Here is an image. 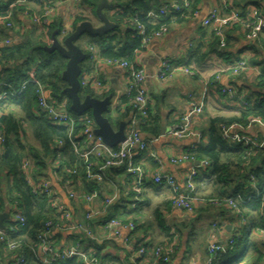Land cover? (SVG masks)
<instances>
[{
    "label": "crops",
    "instance_id": "0c3cea01",
    "mask_svg": "<svg viewBox=\"0 0 264 264\" xmlns=\"http://www.w3.org/2000/svg\"><path fill=\"white\" fill-rule=\"evenodd\" d=\"M54 1L53 21H60L62 28L67 29L69 34L77 24L83 21H88L95 27L100 25L95 16L96 6L87 4L85 0H80L79 4H73L71 0ZM132 1L108 0V3L113 5V9L105 10L104 13L109 18L114 14V10H122ZM171 1L156 0L159 7ZM8 3L9 0H0V7L8 8ZM193 3V10L190 6L188 8L181 6L180 12L185 10L186 16H182L184 18L180 21L175 20L177 14L170 15L168 24L164 26L163 37L149 42L133 60V65L141 68L147 76L144 84L150 106V115L147 120L151 118V125L157 128L156 131L159 133V138L151 145L150 151L155 155L157 162L149 160L145 153L132 150V158L140 166L141 173L136 177L126 172L123 175L112 174L107 177L109 183L106 182L107 185L99 190L100 199L92 207L95 216L89 224L95 241L90 244L79 230L64 228L51 232L50 240L54 247L62 249L78 243L81 250L91 256L99 251L104 264H151L153 260L148 253L142 256L136 251L144 246L153 247L165 242L166 229H168V234H173V243L176 245V253L170 264H193L202 263L205 260L210 243H226L232 233L239 228L240 218L236 212L226 206L213 207L205 201L211 199L210 196L218 194V190L212 187V168L206 160L185 161L178 164L170 162L172 157L191 154L202 145H207V137L202 134V142L198 144L197 149L192 150L191 146L195 144L194 139L171 138L167 132L172 126L178 124L191 100L200 101L205 83L208 87V97L205 100L203 113L193 121L192 128L195 131H199L203 126L207 127L206 118H238L243 113L245 101L256 98V95L261 92L257 82L261 72L260 67L249 66L250 70L238 76L224 72L219 76V80L216 76L240 59H245L247 63L254 58L264 61V41L246 40L243 24L237 23L225 27L226 46L220 47L212 27H203L202 22L214 8H218L219 16L222 18L235 12L245 19L264 21V0L260 2L225 0L224 3L219 0H193ZM14 6H9L8 9L14 29H8L0 18V50L7 52L13 48L26 50L31 46L43 48L50 46L52 35H49L48 30L34 25L29 18L31 15L41 14V5L36 1H30L23 6ZM194 12H197V15H194ZM77 18L81 21L76 22ZM158 21L162 20L151 22ZM89 38L84 35L77 42L83 51L89 48ZM262 38L264 39L263 36ZM5 41L10 43L6 44ZM58 41L63 42L60 38ZM100 52L96 49V57L87 58L83 63L81 77L85 75L97 79L102 86L99 89L90 86L82 90L90 92L95 98L101 100L110 99V108L106 114L116 124L117 111L119 109L124 111L127 107L121 101L126 96L129 78L125 70L106 65L100 57ZM167 62L173 72H168L167 78L160 79L159 74L163 64ZM183 70H188L192 74H187ZM221 87L233 88L238 94L237 97L230 100L220 93ZM251 121L253 122L246 126L238 124L231 126L230 133L248 131L249 136L264 142V123L260 120ZM113 127H115L114 124ZM139 130L145 140L155 137L143 132L140 128ZM162 132L163 135H161ZM230 144L233 143L230 142ZM258 151H264V146ZM3 152V142L0 141V156ZM255 153L254 151L252 157L257 156ZM204 162L207 165H203ZM195 169H197V175L193 180V194L199 201L195 204L193 212L173 208L170 205L169 189L152 183L154 174H169L182 190H186L187 177ZM47 177L49 186L57 193L61 204L72 214L73 220L85 223V215L89 212V208L82 202L69 200L50 171H47ZM139 178L144 183L137 192L134 189V183ZM114 193L118 195L116 202L110 206L105 205L104 198ZM5 215L8 217L3 221V226L5 222L12 221L9 213ZM112 218L133 222L136 230H123L119 236H114L105 226L106 222ZM257 223L256 219L249 222L244 231L247 234L246 238L242 232V238L247 242L246 247L243 249L241 247L236 255L224 260V264H264V236L255 232ZM18 256L19 252L0 245V264H12Z\"/></svg>",
    "mask_w": 264,
    "mask_h": 264
},
{
    "label": "trees",
    "instance_id": "16d2710c",
    "mask_svg": "<svg viewBox=\"0 0 264 264\" xmlns=\"http://www.w3.org/2000/svg\"><path fill=\"white\" fill-rule=\"evenodd\" d=\"M17 1L9 0L8 8L7 6L4 8L0 7V18L8 16L10 5L14 4V7L23 6L30 2L29 0L25 4L16 5ZM85 1L93 7L99 2V0L94 2ZM188 1L189 6L192 8L191 10H193V0ZM256 1L260 2L263 0ZM36 2L41 5L40 1L36 0ZM164 5L166 4L159 7L156 0H133L129 6L122 10H114V14L108 19L119 27H123L124 30L120 31L117 29L107 36L90 37L89 47H94L99 52L101 51L100 57L103 60H125L133 64L137 53L142 51L143 48L141 37L137 36V31L131 25V19L135 16L144 18L149 11L157 12ZM182 16H186L185 10L178 13L175 16V20L177 22L180 21V19L184 18ZM168 19L166 18L157 23L143 21L146 34L166 26L169 22ZM77 20L81 21L80 18H77L76 22ZM62 29L60 21H53L49 25L48 33L53 35L54 32H57L56 39L58 40ZM262 36L264 37V31L260 36L259 42L264 41ZM27 49L14 50L13 48V50L10 49L7 52L0 50V95L7 94L0 102V135H2L4 140V152L0 156V214H11L12 211H17L23 215L24 225L22 227L19 226L15 233L10 232L16 226L12 221L5 222L3 232L11 235V240H15L21 245L26 257L24 264H42L34 256V252L38 247V235L45 231V226L48 222L53 225H61V223L66 221L61 214L51 208L47 199L35 197L31 194L21 170L23 161H31V176L35 181L47 179V171H50L59 178L69 180L77 190L79 188L77 185L81 184L82 190H85V192L102 189L104 185L109 183V180H107L108 176L112 174L123 175L125 169L121 166L106 170L104 173L105 180L102 183L86 179L85 164L82 161H75L76 157L71 151L70 140L74 139L77 133L83 130L85 120L92 119V115L90 112L80 115L73 114L68 109L70 114L76 119V125L72 133L67 127L56 126L52 123L49 116L38 107L37 91L38 87L41 86L49 93V101L55 103L67 101L69 108V100L64 93L67 85L61 79L66 61L57 53H48L42 46H31ZM84 52L89 58L88 49ZM255 59L251 60L250 63L246 61V63L250 67L261 68L257 82L262 93L260 92L254 99L249 98L245 101L243 113L238 118H206L205 124L207 127L203 126L199 131L207 137L208 143L190 154L194 160L200 162L206 160L212 168V187L218 190V194L210 196L211 198H237L241 196L243 199L242 203L237 204V209L240 212L238 217L243 218L245 221L243 225H239L240 237L236 240L234 249L225 254L216 264H224V260L226 261L231 256L236 255L241 250V247L242 249L246 247L247 242L243 240L242 232L246 231L245 229L249 222L256 219L258 221L256 228L264 230V200L258 197L246 201L248 196L254 192L248 182L249 175L255 177L259 192L262 193L264 191V151H256V157L247 158L245 155L247 150L240 143L230 144L223 137L224 129L230 128L235 124L246 126L251 124V120H260L264 123V61L257 59L256 61ZM23 84H25L24 90L18 93ZM10 90L16 94H8ZM87 95L95 98L90 92L81 90V98ZM130 100L131 97L127 95L122 98L121 102L126 104L127 107H125L124 111L120 109L117 111L118 119L116 124L105 113L104 116L112 125H115L114 128H116L119 121L130 117L132 110ZM149 115L150 110L147 117L142 120L140 129L156 138L159 133L156 131L157 128L151 125V118L148 119V122L147 118ZM90 161L96 163L97 166L103 164V158L91 157ZM67 168L76 169L77 173L75 175L67 174L65 171ZM97 170V167L92 169L94 173ZM166 232L167 239L160 244H171L174 242L173 234L169 235L168 229H166ZM82 236L84 235L82 234ZM87 240L92 244L93 241L88 238ZM146 247L144 246L143 248ZM88 256L91 255L88 254ZM91 257L104 264L99 251ZM53 264L85 263L81 259L74 257L70 260L57 261Z\"/></svg>",
    "mask_w": 264,
    "mask_h": 264
},
{
    "label": "built area",
    "instance_id": "2783aa9c",
    "mask_svg": "<svg viewBox=\"0 0 264 264\" xmlns=\"http://www.w3.org/2000/svg\"><path fill=\"white\" fill-rule=\"evenodd\" d=\"M29 0H18L17 5H22L27 3ZM31 1V0H30ZM36 1V0H33ZM40 1L42 5V11L40 15H31L29 16L30 21L44 30H48L49 25L53 22L55 16V1L54 0H37ZM73 4H79L80 0H71ZM224 3L225 0H219ZM181 2V3H180ZM11 7L14 6L10 5ZM181 6L185 8L189 7L188 0H172L171 2L164 5L157 12L149 11L144 18L134 17L131 19V25L137 31V36L141 37L142 48L144 49L149 42L152 40L161 39L164 35L165 28L162 26L159 30L146 34V28L143 24V21L151 22L156 20H164L172 14H178L181 11ZM194 15H197V12H194ZM4 21L5 26L8 29H14V25L9 17L1 18ZM0 19V20H1ZM237 23L243 24L244 36L248 41H258L262 32L264 31V21L263 20H249L241 17L238 13H231L229 16L222 18L219 16L218 8H214L210 11L207 18L202 22L203 27L211 26L215 36L218 38L219 46L225 47L226 37H225V27L235 25ZM69 35L67 29H62L60 33V39L64 40ZM6 44L10 43L5 41ZM89 58L94 59L96 49L94 47H89ZM105 64L108 66H116L127 72L129 83L126 88V95L131 97V115L128 118L129 123L126 129V139L123 143L119 144L117 147L109 148L107 147L100 137H96L93 134L95 128V123L93 118L86 119L84 123V128L81 132L77 133L75 138L70 140V148L72 153L75 155V161H82L85 164V174L87 180H94L97 183H102L105 180V171L110 168L124 167L126 174L133 175L134 177L139 176L141 173L140 166L136 164L133 160L131 152L135 150L138 153H145L147 158L154 163L157 162L155 155L150 151L151 145L157 141L159 138H153L150 140H145L142 138L140 133V124L144 118L147 117L150 106H149V97L145 90L144 84L146 81L145 72L134 66L133 64L125 60H104ZM250 70L249 66L246 63L245 59H240L228 69L222 70L217 76L216 79L219 80L221 73L229 72L233 76H238L246 71ZM187 74H192L188 70H183ZM168 72L172 73L173 70L170 69V66L167 63L163 64V69L159 74L160 79L167 78ZM260 75V73H259ZM80 87L81 89H86L92 86L94 89L101 88L102 84L94 78L87 77L83 75L80 77ZM25 84L21 86V89L18 93L24 90ZM208 87L205 83L203 85V91L201 93L200 101L195 102L191 100L188 104V109L185 114L180 118L178 124L172 126L167 135L175 139H184L192 138L195 140V144L191 146V149L194 150L198 144L203 140V135L200 131H195L192 128L194 119L201 115L205 109V100L208 97ZM220 93L227 96L230 100H233L237 97V92L231 87H221ZM17 93V94H18ZM8 94H16L13 91H8ZM7 94L4 93L0 95V102ZM37 104L38 107L43 110L50 118L53 124L56 126L67 127L70 133L73 132V129L76 125V119L68 111L67 101L60 103H55L49 101V93L46 92L41 86L38 87L37 91ZM253 122V121H251ZM248 131L245 133H230V128H225L223 132V137L230 143H240L247 151L245 155L247 158L251 157L254 151H258L261 147L264 146L263 141L249 136ZM0 141L4 142L2 135H0ZM91 157L103 158V164L97 166L96 163L90 161ZM185 161L194 162L195 160L190 156V154H183L177 157H172L170 162L171 164H178ZM207 165V163H202ZM31 161L24 160L21 165V170L24 175L26 184L31 190V194L35 197H43L50 202L51 208H53L58 214H61L66 222L53 225L51 222H48L45 226V231L38 235V247L34 252L35 259L42 264H53L57 261H66L74 257L81 259L85 264H101L97 259L88 256L87 253L81 250L80 244L76 243L69 247L58 249L53 246L50 241V234L52 231L66 229L79 230L86 238L90 241H95L93 236L90 222L94 218V212L92 207L95 205L96 201L100 199V191L93 190L91 192H85L82 190L81 184L78 190L72 186V183L67 179L59 178L56 174H53L54 179L60 183L62 189L64 190L66 196L69 200L82 202L89 208V212L85 215V223L73 220L72 214L66 209L64 205L59 201L57 193L54 192L48 184V179H42L40 181H35L31 176ZM94 167H97L98 170L96 173L92 171ZM67 174L75 175L77 173L76 169H65ZM197 169L191 171L186 180V190H182L177 182L169 174H154L152 178V183L156 186H165L169 189L171 193V206L173 208L181 209L187 212H193L195 204L198 203L199 199L193 194V180L196 178ZM248 182L250 187L253 189L246 201H250L261 197L264 200V191L259 192L257 181L253 175H249ZM143 180L140 178L135 181L134 189L139 190L143 185ZM118 199L117 193H114L111 196L104 198L103 203L107 206H110ZM207 203L213 207H229L234 210L238 215L240 212L237 209V204L242 203L243 199L241 196L237 198H211L205 200ZM12 216V222L16 224L10 232L15 233L19 226L24 225V217L21 213L17 211H12L10 214ZM240 226L244 224V219L240 218ZM106 229L111 230L114 236H119L120 232L123 230L135 231L136 225L133 222H128L121 219H111L108 220L105 224ZM216 228V225H214ZM47 228V229H46ZM239 229V228H238ZM236 229L231 237L226 241V243L212 242L208 245L207 256L202 263H193V264H216L225 254L231 252L234 249L236 240L240 237L239 230ZM0 230V244L5 246L11 251L19 252L18 258L12 264H24L26 257L22 251L21 245L15 241L11 240V235H7ZM255 232L259 235L264 236V230L255 229ZM138 255L149 254L152 257L153 262L151 264H170L173 260V256L176 253L175 243L171 244H158L153 247L140 248L136 251Z\"/></svg>",
    "mask_w": 264,
    "mask_h": 264
},
{
    "label": "water",
    "instance_id": "95a60500",
    "mask_svg": "<svg viewBox=\"0 0 264 264\" xmlns=\"http://www.w3.org/2000/svg\"><path fill=\"white\" fill-rule=\"evenodd\" d=\"M112 9L113 5L109 4L108 0H99L95 8V16L100 23L98 27L93 26L88 21L80 22L62 43L56 39L57 32H54L51 37V45L44 48L48 53L59 54L66 61L61 79L67 85L64 93L69 100V110L71 113L78 115L90 112L95 123L94 136L100 137L109 148H115L125 141L126 126L129 120L119 122L117 128H114L111 122L104 116L109 111L110 99L104 98L101 100L89 95L84 98L80 97L82 89L79 80L82 75V65L87 60V55L77 45V42L84 35L102 37L109 35L117 29L123 31V27H119L117 24L111 22L105 15V10ZM163 134L162 132L161 135ZM7 217L5 214H0V230L4 229L3 221Z\"/></svg>",
    "mask_w": 264,
    "mask_h": 264
},
{
    "label": "rangeland",
    "instance_id": "374dc122",
    "mask_svg": "<svg viewBox=\"0 0 264 264\" xmlns=\"http://www.w3.org/2000/svg\"><path fill=\"white\" fill-rule=\"evenodd\" d=\"M243 233H244V235L243 236H245L244 238H246V236H247V234L243 231Z\"/></svg>",
    "mask_w": 264,
    "mask_h": 264
}]
</instances>
